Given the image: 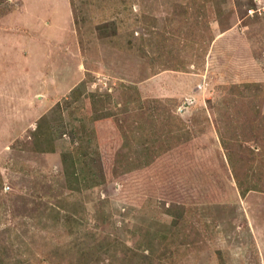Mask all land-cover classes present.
<instances>
[{
    "label": "rangeland",
    "instance_id": "374dc122",
    "mask_svg": "<svg viewBox=\"0 0 264 264\" xmlns=\"http://www.w3.org/2000/svg\"><path fill=\"white\" fill-rule=\"evenodd\" d=\"M0 264H264V0H0Z\"/></svg>",
    "mask_w": 264,
    "mask_h": 264
},
{
    "label": "water",
    "instance_id": "95a60500",
    "mask_svg": "<svg viewBox=\"0 0 264 264\" xmlns=\"http://www.w3.org/2000/svg\"><path fill=\"white\" fill-rule=\"evenodd\" d=\"M184 106H186V105H184Z\"/></svg>",
    "mask_w": 264,
    "mask_h": 264
}]
</instances>
